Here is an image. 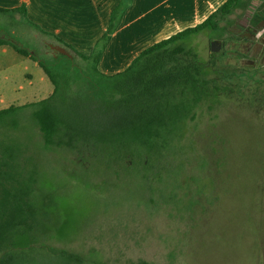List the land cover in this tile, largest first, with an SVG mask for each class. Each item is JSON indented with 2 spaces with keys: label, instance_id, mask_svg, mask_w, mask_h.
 Masks as SVG:
<instances>
[{
  "label": "rangeland",
  "instance_id": "1",
  "mask_svg": "<svg viewBox=\"0 0 264 264\" xmlns=\"http://www.w3.org/2000/svg\"><path fill=\"white\" fill-rule=\"evenodd\" d=\"M262 4L247 0L218 33L185 40L205 63L217 41L216 54L227 53L220 68L251 77L196 108L183 139L147 159L149 169L141 155L48 153L28 123L9 132L26 143L25 158L39 165L42 191L57 204L55 221L35 243L39 251L66 250L97 264H264V25L247 34L250 10ZM0 30L39 58H53L49 44H58L21 15L0 14ZM76 64L85 66L80 58Z\"/></svg>",
  "mask_w": 264,
  "mask_h": 264
},
{
  "label": "trees",
  "instance_id": "2",
  "mask_svg": "<svg viewBox=\"0 0 264 264\" xmlns=\"http://www.w3.org/2000/svg\"><path fill=\"white\" fill-rule=\"evenodd\" d=\"M131 1L122 0L113 10L108 30L91 56L31 23L72 55L53 53L51 60L41 59L0 30V46H10L38 62L54 86L45 100L0 111V264H97L66 250L43 252L35 246L43 227L55 221L57 204L42 191L39 165L32 157L25 158L26 143L10 138L9 132L30 124L52 154L160 158L183 139L187 123L196 119V108L231 92V86H246L251 77L244 69L220 68L217 63L227 53H213L209 62H201L192 44L185 41L205 31L218 33L221 21L247 0H227L202 24L143 51L125 71L102 74L99 63ZM0 12L27 17L25 7ZM261 24L264 4L250 21L255 32ZM77 58L84 68L77 66Z\"/></svg>",
  "mask_w": 264,
  "mask_h": 264
},
{
  "label": "crops",
  "instance_id": "3",
  "mask_svg": "<svg viewBox=\"0 0 264 264\" xmlns=\"http://www.w3.org/2000/svg\"><path fill=\"white\" fill-rule=\"evenodd\" d=\"M121 1L0 0V9L25 7L27 17L20 13L0 14L21 15L31 27L33 23L81 54L91 56ZM226 1L132 0L105 49L99 71L105 75L125 71L143 51L202 24ZM53 92L54 86L38 62L18 54L10 46H0V111L40 102Z\"/></svg>",
  "mask_w": 264,
  "mask_h": 264
},
{
  "label": "water",
  "instance_id": "4",
  "mask_svg": "<svg viewBox=\"0 0 264 264\" xmlns=\"http://www.w3.org/2000/svg\"><path fill=\"white\" fill-rule=\"evenodd\" d=\"M259 3L257 2L255 5H258ZM256 9L255 6H253L250 10L251 13H254V10ZM219 43L217 41L215 42H212V52L213 53H216L218 52L219 49H216V46L218 45ZM49 47L50 49L56 53V54H61V55H64V56H68V57H71L72 58V55L62 46H59V45H56V44H49Z\"/></svg>",
  "mask_w": 264,
  "mask_h": 264
},
{
  "label": "flooded vegetation",
  "instance_id": "5",
  "mask_svg": "<svg viewBox=\"0 0 264 264\" xmlns=\"http://www.w3.org/2000/svg\"><path fill=\"white\" fill-rule=\"evenodd\" d=\"M247 21V20H246ZM251 21V20H250ZM244 25H245V22H244ZM242 29V28H241ZM247 34L250 37H255V29L252 27V26H249V29L247 30ZM145 163L144 164H147V161L145 160L144 161ZM146 169V168H145Z\"/></svg>",
  "mask_w": 264,
  "mask_h": 264
}]
</instances>
